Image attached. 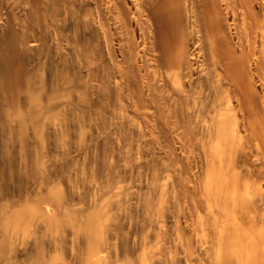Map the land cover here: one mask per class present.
I'll return each instance as SVG.
<instances>
[{
  "label": "bare ground",
  "instance_id": "6f19581e",
  "mask_svg": "<svg viewBox=\"0 0 264 264\" xmlns=\"http://www.w3.org/2000/svg\"><path fill=\"white\" fill-rule=\"evenodd\" d=\"M44 45L62 66L49 88ZM104 92L126 114L108 117L100 158V111L91 123L84 111ZM67 110L72 147L60 163L38 139L63 134ZM127 115L142 146L130 165L116 131ZM161 139L155 171L146 159ZM114 156L124 180L108 184V167L96 169ZM162 261L264 264V0H0V264Z\"/></svg>",
  "mask_w": 264,
  "mask_h": 264
},
{
  "label": "rangeland",
  "instance_id": "374dc122",
  "mask_svg": "<svg viewBox=\"0 0 264 264\" xmlns=\"http://www.w3.org/2000/svg\"><path fill=\"white\" fill-rule=\"evenodd\" d=\"M44 46H45V45H44ZM44 46H43V48H41L42 50H40V51H42L43 53H42V52L39 53V52H40V51H39V52H38V56H39L40 58H44V57L46 58V57H47V58H46L47 61H46L45 59H40V60H39V65L42 64V61H41V60H43V63L45 64V65L43 64L44 67H45L46 65H47V67H48V66H49V63H50V61H51V59H52L51 63H52L53 60H54L53 58H51V59L49 58V54H50L51 57H53V55H55V57H56V54H55V53L52 54V52H50V50L47 48L48 46H47V47H46V46L44 47ZM44 49H45V52L47 53L48 56H46V53H44ZM47 50H48V52H47ZM48 53H49V54H48ZM41 55H42V57H41ZM43 56H44V57H43ZM48 58H49L50 60H49ZM57 60H58V59L56 58V62H55V60H54V62H53L52 64L50 63L51 65H50L48 68L45 67L47 70L52 71V73L50 72V73H51L50 75H48V74L46 73L47 76H48V79H49V80L51 79L49 83H48V80H47V76H45L46 80H45V78L43 79V80H45V81L47 82V83H45V81L43 82V84H44L45 87H48V88H49V87H51V85H53V84L55 83V81H53L52 78H50V77H51V76L53 77V75L57 73L56 70H58V67L60 68L59 70L61 71L62 66H60V63L57 62ZM28 61H29V63H30V60H29V59H28ZM40 63H41V64H40ZM46 63H48V64H46ZM54 63H55V65H56L57 67H55V65H53ZM27 65H28L29 67H28ZM27 65H26L25 67H26L27 69L29 68L30 71L26 69V72H28V71H29L30 73L33 72V71H34L33 69H35V66H33V68H32L31 65H29V64H27ZM52 66L54 67V70L51 69V68H53ZM101 66H102V65H101ZM50 67H51V68H50ZM30 68H32V69H30ZM55 68H56V69H55ZM31 70H32V71H31ZM47 70H46V72H47ZM53 71H55L56 73L53 72ZM101 71H102V70H101ZM33 73H34V72H33ZM33 73H32V74H33ZM52 74H53V75H52ZM103 74H104V76H103ZM101 75H102L103 77H105V79H104L102 76H100V78L102 77L104 80H102V78H101V79L99 78L98 81H99V83H101V84H99V86H100V85H103V86H100V87L98 86V87L96 88V89H97L96 91H98V88H99V91H100V90L102 91L103 89H106V84L104 83V82L106 81L105 72H104V71L101 72ZM53 78H54V77H53ZM86 79H87V81H88V78L86 77L84 82L88 83V82L86 81ZM102 83H103V84H102ZM45 84H46V85H45ZM48 84H49V85H48ZM54 85H55V84H54ZM104 85H105V86H104ZM104 87H105V88H104ZM89 89H90V88H89ZM110 91L113 92L112 90H110ZM99 93H100V92H99ZM99 93H97V94L99 95ZM101 93H102V92H101ZM98 95L95 97V99H96L97 102H95V99H94V101H92L93 103H92L91 101H88L90 106H89V108H86V109H88L89 111L85 109L84 112H85V113L87 112L86 114L89 115V116L87 115L86 117H87V119L90 117V118L88 119V121L91 123V122H92V117H93V115H94V113H95V112H93V109L95 108L94 110L98 109V111H100V114H98L99 116H98V115H97L98 117L96 116V119H95L96 121L94 120V117H93V123H92V124L95 125L94 128H98V129H96V131H97L98 133L100 132L101 135H102V133H103V135H102L103 137H102L101 140H103V143H104V142L106 143V144H104L105 146H103V143H102V147H103V148H101V151H100L101 153L98 151L99 157L102 158V157H105V156H106V153L108 152V149H109V148H108V147H109V144H108V147H107V142H106V140L104 141V139L107 138V137H105V135L109 132V126H108V125H109V124H108L109 121L107 120L108 117H109V116L112 117V115H114V114H120V113H121L122 115H125L126 112H124V108H123L124 106H123V107L121 106V104H123V102H121V104H120V103H116V102H120V101H118L120 98L117 100L118 96H116L117 98H116L115 96H112V95L108 96L109 94L106 95L105 92H104V94H102V95H100V96H98ZM104 95H105V97H103ZM97 97H98V98H97ZM101 97L105 98L104 100H106L107 98L110 99V100H111V99H113V100L116 99V102H115V103H116V105H118V104H119V105L116 106L115 103H113L115 100H114V101H113V100H111V101H110V100H106V101H104L103 98L101 99ZM41 98H43L42 101H43V103H44V99H46V97L42 96ZM100 100L103 101V102H101ZM107 101H108V103H107ZM90 102H91V103H90ZM104 102H105V103H104ZM103 103H104V104H103ZM110 103L113 104L115 107H114L113 105L111 106ZM44 104H45V103H44ZM102 104H103V105H106V104L108 105V104H109L110 107L107 106V105H106V107H107V108L109 107L111 110H110L109 108H108V109H107V108L104 109L105 106H102ZM95 105H96V106H95ZM83 106H84V105H83ZM92 106H93V107H92ZM99 106H100V107H99ZM119 106H120V107H119ZM39 107H40L42 110H44V109L46 108L44 105H40ZM102 107H103V108H102ZM82 108H84V107H82ZM112 108H113L114 110H112ZM117 108H118V109H117ZM29 109H30V108H29ZM91 109H92V110H91ZM119 109H120V110L123 109V111H118V113H115V112H117V110H119ZM45 110H46V109H45ZM82 110H83V109H82ZM90 110H91L92 112H91ZM101 110H102V111H101ZM115 110H116V111H115ZM65 111H66V110H65ZM113 111H115V112H113ZM67 112H68V110H67ZM106 112H108V113L111 112L112 114L109 113V115H108ZM119 112H120V113H119ZM122 112H124V113H122ZM35 113H36V112H35ZM101 113H102V114H101ZM66 114H67V116H66ZM60 115H65L66 117H64V116H60ZM91 115H92V117H91ZM107 115H108V116H107ZM127 116H129V115H127ZM127 116H126V117H127ZM59 117L62 118V120H61ZM126 117H124V118H126ZM69 118H70L69 112H68V113H66V112H65V113H64V112H63V113H59L58 119L61 121L62 129H63L64 126H66V128L64 127V129H65V130L63 129L64 131H62V129H61V132H63V134H62V133H61L60 135L57 134V136L59 135L58 138H61V137H60L61 135H62V136L66 135V136L64 137L65 139H63L62 141H61V140L59 141V139H58V138H55V136H54L53 134L51 135L50 133H47L46 131H44V132L47 133V138L44 137V136L46 135V133H45V135H44V133H42V135H40V136H43V138H40V137H39V139H38V143H39L40 140L43 141V139L45 138V140L43 141L44 143H43V142H40V144H42V145L44 144V147H45L46 150H45V149H42V150H45L44 152H46V153L48 152V153H47L48 155H47L46 153H44L43 155L46 154L45 156H47V157L50 155L49 157H51V158H54V157L56 158V157H58V158H56V160H58V159L60 158V159H59V160H60V163H65V161H66L65 159H67V158H65V157H67V154L69 153L68 151H69L70 148L72 147V145H71V144H72L71 141L69 140L70 142H68V139H70L68 133L70 132V129H71V126H70V125H72V123H70V122H71V118H70V119H69ZM128 118H129V119L131 118V119L133 120V121H132V120L130 119V123H131L130 126H128V125H129L128 123H127L128 125H126V123H124V124L122 123L123 125L121 124V126H120L121 129H120V128H119V125H120V124H119L118 127H117L118 130L116 129V131H117V136L119 135V136H118L119 139L122 138L121 135H122V133H123V138H122L123 140L121 139V144L124 145V150H129V149H130L129 152L126 151L127 154L129 153V154H128V157H129V160H130V161L128 160V161H129L128 164L130 165V162H131L133 156H129V155H131V154L133 153L132 151H134V150H136V151L140 154V153L142 152V150L140 151V149H141L142 146H141V143H139V137H140L139 135H140V134H139V132H137V131H138V130H137V129H138V128H137L138 126L134 125V124H137L138 121L136 122L135 120H137V119H135L132 115H131V117L129 116ZM128 118H126V120L129 121ZM65 119H66V124L64 123V122H65ZM90 119H91V120H90ZM104 119H105V120H104ZM68 120H69L70 122H69ZM62 123H64V124H62ZM68 123H69V124H68ZM67 125H69L70 127H69V126L67 127ZM125 125H126L128 128H127V127L125 128ZM133 125H134V127H133ZM122 126H124V127H122ZM131 126H132V127H131ZM135 126H136V127H135ZM107 127H108V129H107ZM67 128L69 129L68 132H67ZM134 128H135V129H134ZM136 128H137V129H136ZM131 129H133V130H131ZM103 130H104V132H103ZM105 130H106V131H105ZM124 130L126 131V133H127V132H128V133L126 134ZM128 130H129V131H128ZM101 131H102V132H101ZM118 131H120V132H118ZM123 131H124V132H123ZM41 132H42V131H41ZM41 132H40V133H41ZM129 132H130V134H129ZM86 133H87V134H86ZM86 133H85L84 136H86V137H85V140H86V143H87V141H88L89 138H90V137H88V134H89L90 132L88 133V131H86ZM104 133H106V134H104ZM120 133H121V134H120ZM134 133H135V134H134ZM38 134H39V133H38ZM38 134L36 135V137L38 136ZM132 134H133V135H132ZM49 135H50V136H49ZM89 135H90V134H89ZM131 135H132V136H131ZM93 136H95V134H93ZM125 136H126V137H125ZM36 137H34V138H36ZM49 137H51V138H49ZM53 137H54L55 140L59 141V142H56V144L61 143V142H62V143L64 142L65 144H62V143H61V144H62V147H60L61 144H60V145L58 144L59 146H57L56 144H55V146H53L54 143H55V140L52 139ZM66 137H67L68 139H66ZM136 137H137V138H136ZM48 138H49V139H48ZM91 138H92V136H91ZM47 139H48V140H47ZM130 139H132L133 141L135 140V141L133 142V141L130 140ZM49 140L52 141V142H53V140H54V142L52 143V142H50ZM46 141H47V142H46ZM130 141H131L132 143H131ZM45 142H46V145H45ZM48 142L51 143V144H48ZM66 142H68V143H66ZM122 142H123V143H122ZM125 142H126V144H127L126 146L129 145L130 148H129V147H128V148L125 147ZM136 142H137V143H136ZM70 143H71V144H70ZM128 143H129V144H128ZM138 143L140 144V145H139L140 147L136 145V144H138ZM47 144H48V145H47ZM131 144H132V145H131ZM164 144H165V142H163L162 139H161V140H160V143H159L160 150H156L155 152H153L154 154L147 156V159H146L147 165L149 166V168L154 169L155 171H156V170L160 171V169H161L160 167L162 166V163H163V158H162V157H163V155H164L163 147H162V146H164ZM50 145H51L52 147H51ZM64 145H65L66 147H69V148H64V147H63ZM70 146H71V147H70ZM131 146H132V147L134 146V147L132 148ZM44 147H43V148H44ZM46 147H47V148H46ZM48 147H49L50 149H49ZM52 148H53V149H52ZM58 148H59L60 150H59ZM61 148H62V149H61ZM104 148H105V150H104ZM107 148H108V149H107ZM111 148H112V147H111ZM113 148H114V147H113ZM113 148H112L113 152L116 153V150H117V149L114 148V149H115V150H114ZM47 149H48V151H47ZM56 149H58V150H56ZM102 149H103V150H102ZM106 149H107V150H106ZM53 150H55V151H53ZM131 150H132V151H131ZM49 151H50V152H49ZM51 151H52V152H51ZM103 151H104V155H103V153H102ZM106 151H107V152H106ZM41 152H42V151H41ZM66 152H68V153H66ZM148 152H149V150H148ZM150 152H151V150H150ZM42 153H43V152H42ZM49 153H50V154H49ZM60 153H61V154H60ZM65 153H66V156H65ZM52 154H53V155H52ZM58 154H59V155H58ZM62 154H63L64 156H63ZM100 154H102V155H100ZM134 154H135V151H134ZM115 155H116V154H115ZM53 156H54V157H53ZM114 157H115L114 160H112L113 158L111 159V163H110V160H109V164L105 162L106 164L104 163V164H102V165H99L98 161H96L97 164L99 165V168L96 169V170H99V173H96L97 176H99V174H100L101 172H102V174H105V171L107 170V167H108V170H107L108 172H106V175H107V173L110 174L109 177L107 176V177H108L107 179L110 180V181L107 182L108 184H109V183H110V184H113V183H115V181H116V182H120V180H121V181L124 180V179H123V178H124V174H122V172L119 170V168H118V162H117V161L115 162L117 156H114ZM131 157H132V158H131ZM64 158H65V159H64ZM63 159H64V160H63ZM59 160H58V162H59ZM98 160H99V159H98ZM101 161H102V160H101ZM112 161H113V162H112ZM101 163H103V162H101ZM110 164H111V166L109 167ZM116 164H117V165H116ZM105 165H106V168L104 167V169H103L102 166H105ZM107 165H108V166H107ZM132 165H133V161H132ZM152 167H153V168H152ZM100 168H102V169H100ZM103 170H105L104 173H103ZM44 171H45V170H44ZM47 171H48V170H47ZM47 171H46V173H47ZM109 171H110V172H109ZM158 171H157V172H158ZM96 172H98V171H96ZM118 172H119V173H118ZM120 172H121V173H120ZM119 179H120V180H119ZM102 180H103V179H102ZM118 180H119V181H118ZM80 184H81L80 188L83 190V191L80 190V191H82V192H81V194H82L81 196H82V198H84L83 196H84V194L86 195V193L84 192V191H85L84 188H82V183H80ZM31 185H32V187H33V184H31ZM16 187H17L18 190L20 189V191H19L18 193H19L20 196H21V195L23 194V190H25V188H20V187L18 188V186H16ZM30 187H31V186H28V188H26V190H27V191H28V190L30 191V190L32 189L31 191H32V193L34 192L33 194L37 193V191H36L37 189H34V187H33V188H32V187L30 188ZM29 188H30V189H29ZM14 189H15V190H13V193H11V194H10V193H8V194H7V193H4V194H3V197L1 196L2 199L4 198L3 200H5V199L7 200V199L10 198L9 200H11V199L13 198L14 200H16V199L19 197V196H18L19 194L17 193V189H16V188H14ZM29 191H28V192H29ZM31 191H30L29 193H31ZM15 192H16V193H15ZM83 192H84V193H83ZM61 196H65V195L62 193ZM13 199H12V200H13ZM62 199H65V197L62 198ZM62 199H61V200H62ZM63 201H65V200H63ZM63 201H62V202H63ZM169 210H170L169 208L166 209V210H164L163 213H164L165 218L168 217V216H166V215H169V216L171 215L172 212H171V211L168 212ZM168 213H169V214H168ZM172 215H173V213H172ZM131 216H132V219H134V221H135V222H134V226H135L136 234L139 235V236L142 235V234L144 233V227H145V223H146L145 220L141 217V215H140L139 213H135L134 211L131 212ZM145 229H146V227H145ZM117 233H118V251H119V254H120L121 256H125V257H127V258H128V256H129L130 259H132V257H131L132 255H131V254H133V251L131 250V246H130V244L124 239V237H125V236H124V235H125L124 231H122V230H118ZM123 236H124V237H123ZM125 238H126V237H125ZM159 264H164V262L162 261V262H160Z\"/></svg>",
  "mask_w": 264,
  "mask_h": 264
}]
</instances>
